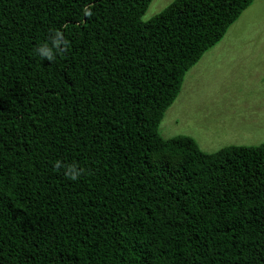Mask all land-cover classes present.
<instances>
[{
    "label": "trees",
    "instance_id": "obj_1",
    "mask_svg": "<svg viewBox=\"0 0 264 264\" xmlns=\"http://www.w3.org/2000/svg\"><path fill=\"white\" fill-rule=\"evenodd\" d=\"M151 1L0 0V264H264V142L158 133L254 0Z\"/></svg>",
    "mask_w": 264,
    "mask_h": 264
},
{
    "label": "rangeland",
    "instance_id": "obj_2",
    "mask_svg": "<svg viewBox=\"0 0 264 264\" xmlns=\"http://www.w3.org/2000/svg\"><path fill=\"white\" fill-rule=\"evenodd\" d=\"M172 1L152 0L141 20ZM158 133L190 137L205 153L264 142V0H254L185 73Z\"/></svg>",
    "mask_w": 264,
    "mask_h": 264
},
{
    "label": "clouds",
    "instance_id": "obj_3",
    "mask_svg": "<svg viewBox=\"0 0 264 264\" xmlns=\"http://www.w3.org/2000/svg\"><path fill=\"white\" fill-rule=\"evenodd\" d=\"M87 14L90 15L91 13ZM66 45L67 41L65 40L63 33L55 30L50 37V42L41 44L36 49V52L43 60L51 62L55 55L58 54L63 47H66ZM56 166L60 167L61 165L58 163ZM64 174L68 179L75 181L80 177L81 171L77 169L76 165H69L65 169Z\"/></svg>",
    "mask_w": 264,
    "mask_h": 264
}]
</instances>
